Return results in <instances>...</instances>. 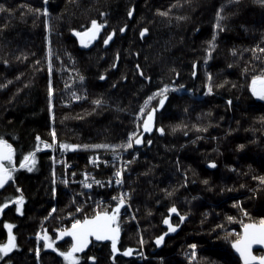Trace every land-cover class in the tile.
<instances>
[{
  "label": "trees",
  "instance_id": "1",
  "mask_svg": "<svg viewBox=\"0 0 264 264\" xmlns=\"http://www.w3.org/2000/svg\"><path fill=\"white\" fill-rule=\"evenodd\" d=\"M0 4L11 9L0 11V136L13 144L17 164L14 181L0 191V203L20 195L17 188L25 197L21 212L12 203L0 213V243L7 240L8 222L18 244L0 264H64L56 251L43 248L42 236L47 230L55 239L56 220L71 210V198L58 187L53 200L51 156L36 137L52 143L55 128V156L71 161L80 175L89 157L106 160L127 148L61 150L59 143H126L138 126L143 132L140 108L147 113L156 107L159 96L147 106L144 102L164 84L171 87L153 114L152 131L143 132L142 142L133 141V151L124 155L129 164L125 192L136 224L119 223L120 251L115 259L111 242L99 243L80 255V264H241L230 246L234 232L241 231L240 220L249 219L241 208L253 220L264 216V182L256 179L264 177V99L254 96L250 87L252 76L264 70V52L259 51L264 48V4L259 0H0ZM45 7L48 15L33 11ZM221 8L223 30L214 28ZM93 19L107 23L91 44L82 45L72 30L90 28ZM145 28L148 31L141 36ZM214 32L213 48L208 41ZM38 143L32 171L20 169L19 160ZM173 205L179 215L169 213ZM53 208L56 211L49 216ZM85 214L90 216L88 210ZM228 216L236 219L229 221ZM165 217L178 225L174 232H168ZM164 233L157 244L156 237ZM70 243L66 239L56 246L66 250ZM128 248L132 254L125 256Z\"/></svg>",
  "mask_w": 264,
  "mask_h": 264
},
{
  "label": "snow or ice",
  "instance_id": "2",
  "mask_svg": "<svg viewBox=\"0 0 264 264\" xmlns=\"http://www.w3.org/2000/svg\"><path fill=\"white\" fill-rule=\"evenodd\" d=\"M232 0H229V3H231ZM45 3H47V0H45ZM259 3L264 4V0H259ZM11 11V9H5V6L3 4H0V11ZM35 12L43 11L45 15H48V9L45 7L42 10L41 9H33ZM223 8L218 10L216 12V24L214 25L215 29L223 30V27L221 25V21L225 19V17L222 15ZM163 15H167V13H162ZM129 16L132 15V11H129ZM107 21L104 23H98L97 20L93 19L91 21V27L87 28L84 31H76L73 29L72 31L75 33L77 37L80 38V43L82 45L87 46L88 44H91L92 41H94L97 38V35L99 34L100 30L105 26ZM125 29L121 28L120 31L123 32ZM148 31L147 28L143 29L141 31V36H143ZM113 33H110L106 39H104V44H108L109 41L112 39ZM216 40V33H213V36L211 40L208 41V43L214 48V41ZM211 49H209V52ZM259 51L264 52V48H259ZM233 52H235V49H233ZM51 55V49L49 48V56ZM7 63V61H5ZM38 63V62H37ZM139 67V66H137ZM195 67V65H194ZM52 65L49 61V72L51 73ZM247 71V69H245ZM141 75L143 73L141 72ZM193 75H195V72H193ZM104 77H101L103 79ZM211 77L209 76V79ZM80 79L83 80L84 77L80 76ZM0 87H3V85H0ZM169 84H164L162 88H158L155 93L148 96V98L145 100L144 105L147 106L148 103L153 100L155 97L159 96V102L156 107H153L151 111H148L145 113V107L142 106L140 108V113H145V118L143 119V132H150L153 128V114L157 110V107L163 106L165 103V100L167 99V92L170 89ZM183 87V86H181ZM251 91L254 96L259 97L260 99H264V70L261 71V74L259 75H253L251 80ZM208 91L211 92L212 88L209 86ZM53 95V89L51 85V81H49V87H48V96H49V108L51 110V98ZM79 97H77L78 99ZM96 104H100V100L95 101ZM231 103V101H229ZM159 131L162 133L164 131L163 128H160ZM139 132V126L137 127L136 132H132L129 134L128 140L126 143L123 144H93V145H79V144H69L60 142L59 148L61 150H68V149H78V148H131L133 141L136 144H140L141 137L143 136V132H139V135L137 134ZM52 136V143H49L48 141H42L40 136L36 137V140L39 141L44 145L45 148H53L54 145L57 142L56 137V131L55 128L51 131ZM148 143H151L149 140ZM240 148H243L244 145H240ZM40 148V144L38 143L36 145V149L34 151H29L27 154L23 155L22 159L19 160L18 167L20 169L27 168L28 171H32V166L35 165V151H38ZM15 148L13 147V144L9 142L8 139H5L3 136H0V188H4L5 185H7L10 181H14L15 176L14 173L17 170V164L15 161ZM96 159H99V157H96ZM212 167H215L214 162H210ZM31 165V166H30ZM53 175L55 173L53 172ZM75 175V173H73ZM116 180L115 182L117 184L122 183V169H117L114 173ZM88 174L85 173V177H87ZM94 179V178H93ZM256 179H259L261 182H264V177H258ZM64 183H67V180L64 181ZM85 183V182H82ZM95 183L100 184V181H95ZM207 183V181H205ZM86 187L91 188V184L85 183ZM17 192L20 193V195L15 196L13 199H7L4 203H0V213L3 212L5 208L8 207L9 204L15 203L17 205L16 211L21 212V207L24 204L25 197L23 195L22 189L17 188ZM53 193H55V189H53ZM170 195V193H169ZM125 194L121 193L119 197H113L114 200H118L119 202L115 204V207L111 208L109 210L107 207H105L103 210H99V205L97 206V209L94 210V214L91 216L84 215L83 218H75L73 217L72 223L70 227L65 228H58L55 230L56 235L55 239H52V237L49 236L47 233V230L44 231L42 239H43V248L44 249H53L56 251L60 257L63 258L64 264H80L82 257L78 255L79 253H83L86 248H88L89 244L91 243L90 238L94 237L97 241H103V240H110L111 241V251L113 255V259H115L116 253L120 251V249L117 247L118 238L120 235V226H119V213L122 206L125 205L126 200L124 198ZM56 209L53 208L51 212H49V216L52 215L53 212H55ZM82 207L77 206L76 212H81ZM169 213H177L179 215L178 209L175 205H173L171 208H169ZM241 211L243 213L244 217H249L248 221L245 222L243 219L240 220V226L242 228V232H234L236 239L232 240V247L235 249V251L239 254L240 261L242 264H264V253L261 254H255L253 251L254 246H264V216L260 217L258 220H253L250 217V214L247 212V210L241 208ZM70 216H72V213H69ZM48 217H45L47 219ZM184 216L180 215V220L183 221ZM227 219L229 221H232L236 219L235 217L228 216ZM163 223L168 226V232H174L178 225H173L170 223V220L168 217H165L163 220ZM13 225L11 223L5 222L4 228L7 229V240L6 242L0 243V260H3L5 257L9 255L14 249L18 248V244L16 241V236L13 234ZM167 235V233L162 234L161 236L156 237V243L160 244L164 240V236ZM64 237H70L71 243L67 247L66 250H61L59 247L56 246V241L61 240ZM227 238V237H226ZM37 239H41V234L37 233ZM141 243L143 241L141 240ZM190 247L193 249L192 257L194 258L196 256V245H190ZM132 249L128 248L125 249L123 254L125 256L132 254ZM40 249H36V255L39 257ZM88 260L95 261V256H88Z\"/></svg>",
  "mask_w": 264,
  "mask_h": 264
},
{
  "label": "built area",
  "instance_id": "3",
  "mask_svg": "<svg viewBox=\"0 0 264 264\" xmlns=\"http://www.w3.org/2000/svg\"><path fill=\"white\" fill-rule=\"evenodd\" d=\"M131 151H133V144H132L131 148H127V150L122 151L119 155H117V156L115 155L111 158H107L106 160H103L101 158L96 159V157H98V155L89 157L87 159L88 164H86V165H88V167L85 168V170L80 171V175H77V173H76L77 170H76L75 166H73L71 161H69L65 157L64 158L63 157L57 158V156H55V154H54V150H52L51 151V158H53L54 160L56 159V161L53 160L56 163H54V165L52 164V167H53L54 173H55L54 177L56 176V171H55L56 168H57V170H60L62 168H59V167L64 166V167H66L65 172L69 171V175H70V177H72V180L70 182H67V183H69V187L67 186V190L69 193L72 191L71 192V199L73 200L74 205L76 204V207L77 206H81V207L86 206L87 204H85V203L89 202L88 204L94 203L95 210L97 209L98 205H99V208H102V207H104V208L105 207H107V208L112 207L113 208V207H115V204L119 202L117 200H114L113 197H119V195L121 193L125 192L124 184H125L126 177L129 176V164H128V162H126L124 160V158H125L124 155L126 153L131 152ZM115 163H118V164L116 165ZM117 169H122V171L124 170V173H122V177H123V174L126 175L125 179H123L122 183H121V185L123 187L115 193L106 194L107 193V191H105L106 184L108 183V185H110L113 182V179L116 180L114 173L116 172ZM73 173H75V175H73ZM85 173L88 174L87 177H85ZM60 175H62V170L60 172ZM97 180L100 181L101 183L100 184L95 183V181H97ZM54 182H55V178H54ZM82 182H85L87 184H91L92 187L91 188L86 187L85 183H82ZM54 188H55V184L53 185V189ZM100 189H102V190H100ZM119 191H120V193H119ZM118 193H119V195H118ZM126 196H127V193H126ZM89 207H91L92 211L94 210L93 206H88L84 210L82 209L83 212L81 211V213L84 214V211L85 210L87 211V208H89ZM75 211H76V209L73 210V212H70L73 214L72 216H70L68 214L62 220H58L59 224H58L57 229L70 227L73 217L80 218V212H75ZM128 212H130V213H128ZM92 213L93 212H91L90 215H92ZM125 213H126V215H125ZM120 214L122 216L123 215L127 216V218L129 216V214H131L132 218L134 220L136 219L134 217V211L132 210V207H130L128 205L127 197H126L125 205L122 206L120 209Z\"/></svg>",
  "mask_w": 264,
  "mask_h": 264
},
{
  "label": "rangeland",
  "instance_id": "4",
  "mask_svg": "<svg viewBox=\"0 0 264 264\" xmlns=\"http://www.w3.org/2000/svg\"><path fill=\"white\" fill-rule=\"evenodd\" d=\"M142 114L143 113H141V115H139V117L140 118H138V120H140L139 122L140 123H142L143 122V117H141L142 116ZM139 122H137V123H139ZM137 126V125H136ZM51 151H52V148L50 149V150H48L47 152H49L50 153V156H51ZM134 157V156H133ZM54 159L53 158H51V164H53L54 165V163H56V162H54V161H56V159L53 161ZM87 164H88V162H87ZM116 165L118 164V163H115ZM114 165V164H113ZM90 166V165H89ZM116 167V166H115ZM59 168H62V169H60V170H57V168L55 169V171H56V176L54 177L55 178V182H54V179L52 180V188H53V185L55 184V188L54 189H56L55 190V193H53V196H54V201L56 202V200H55V196H56V194H57V189H58V187L59 188H61V190H62V193L63 194H67L70 198H71V192L69 193L68 192V190H67V186L69 187V183H64V181L65 180H67V182H70L71 180H72V177H70V175H69V171H67V172H65V169H66V167H59ZM61 170H62V175H60V172H61ZM53 172H54V169H53ZM53 172L51 173V177L53 178ZM122 173H124V170L122 171ZM125 177H126V175L125 174H123V177H122V180L123 179H125ZM128 177V176H127ZM126 177V178H127ZM126 180V179H125ZM107 187V188H106ZM106 187H105V191H107V193L106 194H108V193H115V192H117L118 190H120L123 186L121 185V184H117L116 182H115V179H113V182L110 184V185H108V183L106 184ZM126 187V186H125ZM100 190H102V189H100ZM119 193H120V191H119ZM119 193H118V195H119ZM65 194V195H66ZM123 194H125V196H124V198H125V200H126V197H128V196H126V193L124 192ZM89 201V200H88ZM93 201V200H92ZM118 201V200H117ZM83 203V202H82ZM81 203V204H82ZM89 202H87V203H85V204H87L86 206H82V209L84 210L86 207H88V206H93V209L95 210V205H94V203H92V204H88ZM105 206V205H104ZM70 211H72V210H75L76 209V204L74 205V203H73V200L71 199L70 200ZM104 209V207H102V208H99V210H103ZM52 210V209H51ZM50 210V211H51ZM83 210H82V212H83ZM87 210L91 213V212H93L92 213V215L94 214V210L92 211V209H91V207H89V208H87ZM70 211H66L65 212V214H63V216L62 217H60V218H58L56 221H57V227H58V224H59V221L58 220H62L63 218H65L69 213H70ZM76 212V211H75ZM54 213V212H53ZM128 213H130V212H128ZM83 213H81L80 212V218H83V215H82ZM125 215H126V213H125ZM125 215H121L120 213H119V223H121L122 225L123 224H131V223H135L136 224V219L134 220L133 218H132V216H131V214H129V216H128V218H127V216H125ZM91 216V215H90Z\"/></svg>",
  "mask_w": 264,
  "mask_h": 264
},
{
  "label": "water",
  "instance_id": "5",
  "mask_svg": "<svg viewBox=\"0 0 264 264\" xmlns=\"http://www.w3.org/2000/svg\"><path fill=\"white\" fill-rule=\"evenodd\" d=\"M44 150L47 151V148H45ZM10 182H11V181H10ZM10 182H9V183H10ZM9 183H8L7 185H5L4 188H0V191H2L3 189H5V188L9 185ZM240 232H242V228H241V231H240ZM120 235H121V233H120ZM120 235H119L118 240L120 239ZM66 239H68V240L71 242V238H70V237H64V238H62L61 240L56 241V243H61V242L65 241ZM90 240H91V243L89 244L88 248H86L85 251H84L83 253H79L78 255H84V254H86V252L88 251V249H89L93 244H99V243H101V244H106V243H110V242H111L110 240L97 241V240H95L94 237L90 238ZM230 246H231V249H232V252H233L234 256L237 257V258L239 259V261H240L239 254H238V253L235 251V249L232 247V244H231ZM253 251H254L255 254H261V253H264V246H254ZM240 263L242 264L241 261H240Z\"/></svg>",
  "mask_w": 264,
  "mask_h": 264
},
{
  "label": "flooded vegetation",
  "instance_id": "6",
  "mask_svg": "<svg viewBox=\"0 0 264 264\" xmlns=\"http://www.w3.org/2000/svg\"><path fill=\"white\" fill-rule=\"evenodd\" d=\"M44 149H45V148H44ZM44 149H43V150H44ZM50 149H51V148H47V151L50 150ZM44 151H45V150H44ZM51 167H52V164H51ZM52 172H53V167L51 168V173H52ZM53 177H54V176H53ZM51 178H52V177H51ZM53 179H54V178H52V180H53ZM52 189H53V188H52ZM83 216H84V215H83Z\"/></svg>",
  "mask_w": 264,
  "mask_h": 264
}]
</instances>
